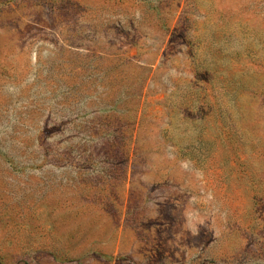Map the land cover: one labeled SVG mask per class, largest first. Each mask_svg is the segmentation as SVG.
Listing matches in <instances>:
<instances>
[{
    "label": "rangeland",
    "instance_id": "obj_1",
    "mask_svg": "<svg viewBox=\"0 0 264 264\" xmlns=\"http://www.w3.org/2000/svg\"><path fill=\"white\" fill-rule=\"evenodd\" d=\"M0 264H264V0H0Z\"/></svg>",
    "mask_w": 264,
    "mask_h": 264
}]
</instances>
